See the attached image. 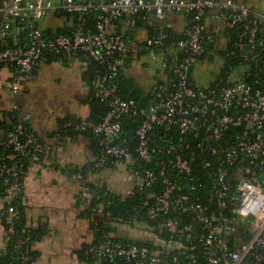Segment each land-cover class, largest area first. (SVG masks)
I'll return each mask as SVG.
<instances>
[{"label": "built area", "instance_id": "1", "mask_svg": "<svg viewBox=\"0 0 264 264\" xmlns=\"http://www.w3.org/2000/svg\"><path fill=\"white\" fill-rule=\"evenodd\" d=\"M169 13L186 17V32L166 45L169 34L161 24ZM208 14L215 21L211 28L205 23ZM50 17L59 24L45 31L40 24ZM138 29L144 31L135 36L143 50L124 39L125 33ZM223 35L229 39L228 57L244 69L246 80L225 76L214 87L198 89L189 73L206 47ZM164 47L182 55L172 70L176 81L170 87L158 86L145 110L122 100L114 78L128 55L137 50L156 61L155 50ZM51 57L97 63L91 87L94 98L108 107L99 124L67 122L63 130L100 136L107 157L130 161V148L117 145L120 120L141 117L135 153L142 166L129 174L132 184L126 195L144 194L158 183L164 186L142 202L146 221L129 228L140 243L105 238L89 248L93 257L108 264H264V83L252 74L264 61V10L236 0H11L0 5V69L13 68L11 94L16 96L37 64ZM160 58L165 61L167 56ZM11 110L18 107L14 104ZM24 122L19 115L7 135L6 144L17 161L9 163L0 156V179L11 181L16 196L21 191L23 161L38 160L50 151ZM154 128L193 137L196 146L191 150L200 159L196 177L193 157L176 155L151 168L154 150L148 146L147 134ZM167 167L190 184L183 187L172 181L165 173ZM89 189H85L87 198ZM19 216V208L6 216L15 259L5 264H34L30 237L14 223Z\"/></svg>", "mask_w": 264, "mask_h": 264}, {"label": "crops", "instance_id": "2", "mask_svg": "<svg viewBox=\"0 0 264 264\" xmlns=\"http://www.w3.org/2000/svg\"><path fill=\"white\" fill-rule=\"evenodd\" d=\"M10 1L0 0V5L6 6ZM52 19L55 23L58 21L56 17H50L40 24L42 29L51 31L57 27L58 22L50 25ZM205 23L208 28L215 24L212 14L205 17ZM162 24L165 29L177 30L185 35L186 17L182 14L169 13ZM136 33L144 35L143 29H138ZM134 40L128 39V44L133 48H140L137 46L142 44L137 40L141 39ZM226 40L229 43L225 35L216 37L214 43L205 49L199 64L203 63L206 54L215 50L216 43ZM143 53L137 50L131 52L122 65V74L133 79L145 93L150 94L155 91L157 84L147 85L144 82L149 74L155 71L154 68L146 72L147 77L144 73L134 80L132 75L135 59L143 57ZM199 64L191 72L197 69ZM87 67V62L82 59L67 62L51 57L47 62L37 64L16 96L10 92L13 68L3 66L0 69V141L10 123L8 111L14 100H18L32 132L42 143L50 146L47 155L27 166L19 194L26 217V228L45 230L44 237L33 245L39 255L35 264H76L74 252L82 244L93 241L88 222L78 218L77 205L81 186L71 173L94 161L90 151V146L93 145L86 134L70 133L63 128L61 130L60 126L66 119L79 120L90 115L88 103L91 86L86 79ZM192 84L198 89H209L213 85L212 83L199 87L193 80ZM89 181L106 184L110 192L118 195H125L132 184L122 166L112 169L109 165L101 172L90 175ZM13 192V188H9L0 193V253L4 252L8 241L2 217L14 198Z\"/></svg>", "mask_w": 264, "mask_h": 264}, {"label": "trees", "instance_id": "3", "mask_svg": "<svg viewBox=\"0 0 264 264\" xmlns=\"http://www.w3.org/2000/svg\"><path fill=\"white\" fill-rule=\"evenodd\" d=\"M161 25L163 26V24ZM43 30L48 31L44 28ZM121 35L124 36V33H122ZM136 35H137L136 32L130 34L127 33L128 36L127 37L125 33L124 39L127 41L128 39L129 41H135L134 39ZM168 37L169 40H167L166 45L167 43L175 42L176 40H179L184 36L178 31L170 30V34ZM166 48L167 47H164L162 50H155V53L157 55L167 56L166 60L165 61L163 60L162 62V67L157 68V73H158L157 75L165 77V79L163 81L162 80L158 81L154 89L155 91L156 88L160 85L170 87L171 84L176 81V77L173 75L172 70L174 67L179 65L180 59H182V55H180V53L178 54L175 51H169ZM226 54H228V51ZM173 55L179 58L177 62L170 61L169 58ZM225 58L228 61L225 64L227 70L239 66L237 61L231 59L230 57H228V55H226ZM87 65H88L87 67L88 72L86 75V79L91 86V82L95 77V75L97 74V71L99 70V65L92 61H87ZM122 73L123 70L121 67L114 78L121 99L125 101H133L136 104V106H138L140 109L145 110L148 107V105L153 102L155 91L150 94L145 93L143 89L133 81V79L126 78L125 76H123ZM191 73L192 72L190 71L189 80L192 83ZM252 74L255 75L257 74V79L261 80L264 83V61L257 70H254V72H252ZM225 76H229V75L221 74L220 78ZM220 78H217V80L213 83L211 87H214L218 83V80ZM241 79L246 80L245 73L243 74ZM14 104L16 105V107H18V110L12 111L10 109L8 111V117L10 123L5 130L4 138L0 141V156H3L6 159V161L9 163L17 161L16 159L17 157H16V153L12 150V148L6 144L7 135L9 132L13 130L19 115L24 117L21 111V106L18 103V100H14L13 105ZM88 104L90 107L89 117L79 120L66 119L60 123L61 130H62V126L67 122L76 123L80 120L90 121L95 124H99L100 122H102L108 112V107L106 103L104 102L102 103L94 98V91L92 90V87H91L90 101ZM141 121H142L141 117L137 119L122 118L120 120L121 135L117 141V145L125 143V146H128L130 148V154H131L130 161H126L125 159H112L110 157H107L105 155L103 148L99 145L100 136H96L91 132L80 133V134H86L87 137L91 139L93 146H90V151L92 156L94 157V161L88 162L82 169L73 170L71 171V173L75 175L77 180L80 182V186H81V191H80V195L78 196V205H77L78 218L88 222L89 229L93 234V241L88 244L85 243L82 244L81 247L74 252L78 260V264H108V262L104 260L100 261L98 258L93 257L89 253V248L91 246L104 242L105 238L111 239L115 243L138 245L140 241L138 240V238L132 237L131 234L132 232L130 231L129 228L133 224L139 225L141 222L146 221L142 219V213L140 211L142 202L147 200L148 196H150L151 194L160 193L164 189V186L158 183L153 185L151 188L147 189L146 191H144V194L134 193L133 195L127 196L126 194L118 195L110 192L106 184H103L101 182L89 181L90 175L101 172L102 170H104V168L107 165H109V167L112 169L113 168L116 169V167L122 166L128 176L132 172L140 171L142 163L140 162L139 158L135 153V148L138 144L135 131L140 126ZM24 125L27 127L28 132L36 136L32 132L31 128L29 127L26 121L24 122ZM68 132L77 133L73 131H68ZM147 141H148V146L152 150H154L153 153L154 163L151 168H157L158 162L173 160L174 156L182 155L184 158L187 159L190 157L194 158V166H195L194 175L195 177L198 175V171H200L199 170L200 159L197 153L194 156V153L191 150L193 146L194 147L196 146V141L193 139L192 136L189 135L186 137H181L177 133V130L165 131L161 128H154L147 134ZM168 151L170 153H168ZM43 157L44 156H41L39 159ZM32 161L34 160L31 158H28L23 161L24 174L22 176V179L24 178V175L26 173L27 166ZM165 173L172 181H176V183H180L183 187H186L188 186L187 184H190L188 182V179L184 175L179 174L176 171H172L168 167L166 168ZM78 176H80V178H78ZM87 186H89L90 188L89 191L87 192L89 198L85 196V189ZM9 188L11 189L13 188L11 181L6 180L5 178L0 179V193L5 192ZM13 194H14V198L11 200V203L8 205L9 207H7L8 210L5 212V214L2 217L3 227L6 232V227H7L6 216L9 214V212L12 209L19 208L20 216L17 218V220L14 221L16 229L19 230L23 236L24 235L29 236L33 246L36 242H38L44 237L45 230L43 228H37L35 230H29L26 228V217L24 214L20 197L15 196V191L13 192ZM124 228H127L128 230ZM31 255L34 259V264H35L39 255L35 250H33ZM14 259H15L14 246L8 238L4 252L0 253V264H5V262H9V261L13 262Z\"/></svg>", "mask_w": 264, "mask_h": 264}, {"label": "rangeland", "instance_id": "4", "mask_svg": "<svg viewBox=\"0 0 264 264\" xmlns=\"http://www.w3.org/2000/svg\"><path fill=\"white\" fill-rule=\"evenodd\" d=\"M236 1L242 2L250 8H254L257 10H264V0H236ZM57 22L58 21H56V23ZM56 23L52 19L50 22V25H54ZM138 47H140L142 50L144 49L143 45H140V46L138 45ZM214 48L215 50L206 54V56L203 59L204 60L203 63L201 65L199 64V67L191 73V79L199 87H205V86L211 85L217 80V78H220L221 74L229 75L232 81H239L244 74V69L240 66L231 68L230 70L226 69L225 64L228 62L227 59L225 58V56L227 55L226 53L228 51V41L227 40L220 42V43H216ZM136 55L137 54H135V56ZM157 58L158 59L154 61L152 60L151 56L147 53H143V57H141L140 59L136 57L135 64H134L135 70L132 72V75L134 76V80L135 78H138L139 76H141L140 74L145 73L146 75L147 74L146 72H148V70L151 71V69L154 68L155 71L150 73L148 77L146 75L147 81L144 83L148 85V84H157L158 81H161V80L163 81L164 78L162 76L156 75V69L161 68L162 62H163L160 56H158ZM124 229L128 230L127 228H124ZM131 234H132V237L134 238L137 237L136 234L134 233H131ZM75 259L77 262L76 264H78V260L76 257Z\"/></svg>", "mask_w": 264, "mask_h": 264}, {"label": "water", "instance_id": "5", "mask_svg": "<svg viewBox=\"0 0 264 264\" xmlns=\"http://www.w3.org/2000/svg\"><path fill=\"white\" fill-rule=\"evenodd\" d=\"M165 34H170V30L167 28L163 31Z\"/></svg>", "mask_w": 264, "mask_h": 264}]
</instances>
